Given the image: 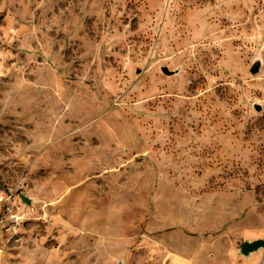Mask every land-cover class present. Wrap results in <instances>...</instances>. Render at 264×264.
Masks as SVG:
<instances>
[{
  "label": "rangeland",
  "instance_id": "rangeland-1",
  "mask_svg": "<svg viewBox=\"0 0 264 264\" xmlns=\"http://www.w3.org/2000/svg\"><path fill=\"white\" fill-rule=\"evenodd\" d=\"M0 186V264H264V0H0Z\"/></svg>",
  "mask_w": 264,
  "mask_h": 264
},
{
  "label": "built area",
  "instance_id": "built-area-1",
  "mask_svg": "<svg viewBox=\"0 0 264 264\" xmlns=\"http://www.w3.org/2000/svg\"><path fill=\"white\" fill-rule=\"evenodd\" d=\"M23 218L15 193L0 186V226H17Z\"/></svg>",
  "mask_w": 264,
  "mask_h": 264
},
{
  "label": "crops",
  "instance_id": "crops-1",
  "mask_svg": "<svg viewBox=\"0 0 264 264\" xmlns=\"http://www.w3.org/2000/svg\"><path fill=\"white\" fill-rule=\"evenodd\" d=\"M4 227L6 228V226H0V234H2L1 229ZM193 258L192 253H186L175 248L174 251H171L167 256L162 258L159 264H196Z\"/></svg>",
  "mask_w": 264,
  "mask_h": 264
},
{
  "label": "water",
  "instance_id": "water-1",
  "mask_svg": "<svg viewBox=\"0 0 264 264\" xmlns=\"http://www.w3.org/2000/svg\"><path fill=\"white\" fill-rule=\"evenodd\" d=\"M162 70L165 72V73H168V74H171L172 72H169L167 70L166 67H163ZM257 70L256 66L252 69V72H255ZM21 199L27 203V204H30L31 203V199L25 195H21ZM264 248V239H257V240H252V241H249V240H244L239 248V251L244 254V255H247L249 254L250 252L254 251V250H257L258 248Z\"/></svg>",
  "mask_w": 264,
  "mask_h": 264
}]
</instances>
